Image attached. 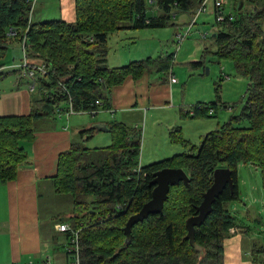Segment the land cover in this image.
<instances>
[{
	"label": "trees",
	"instance_id": "16d2710c",
	"mask_svg": "<svg viewBox=\"0 0 264 264\" xmlns=\"http://www.w3.org/2000/svg\"><path fill=\"white\" fill-rule=\"evenodd\" d=\"M154 1L159 14L149 13L148 0H76V21H33L28 27L30 7L25 0H0V78L6 75L1 60L12 39L18 42L26 39L28 61L33 66L43 65L47 72L34 82L43 93L38 109L30 115L0 116V182L15 179L18 169L27 163L29 155L21 142L34 138L36 120L58 116V109H67L69 102L78 112L93 108L97 99L106 97L102 88L112 86L111 79L122 82L131 71L129 66L112 71L107 65L105 43L112 32L122 28H164L171 25L174 11L195 15L202 3L200 0ZM240 1L244 2V7L238 10ZM240 1L233 8L234 21L217 22L220 29L215 40L219 58H230L237 71L250 79L242 111L208 133L198 147L193 144L184 154L149 165L140 163V132L131 128L123 129V132L115 129L112 147L99 151L100 155H106V160L99 159L103 164L82 166V171H78L73 180L78 187L69 189L79 205L85 204L80 200L81 195H95L104 203L99 217L89 222L88 227L71 222L79 231L80 264L223 263V239L233 222L226 204L239 198L238 186L235 192L227 187L214 203L213 213L197 228L196 243L204 247L202 252L186 239V223L187 218L196 213L203 193L212 185L216 168L230 167L236 183L242 162L253 163L264 173V0H247L246 4V0ZM11 28L17 31L14 37L8 35ZM237 39L241 43L239 49L234 47ZM96 46L101 51H95ZM201 65V61H196L192 66ZM117 70L121 74L114 76ZM17 72L21 74L20 70ZM104 107L111 108L107 103ZM199 107L197 114L205 112L209 115L211 107ZM127 134L133 138H126ZM75 151L81 157L89 149L76 144L70 151L62 153L60 172L52 182L58 193L65 192L60 190L61 184L68 188L70 177L76 176L67 171L70 165L67 163L76 158ZM170 167L189 172L191 184L172 187L164 212L151 215L133 227L132 243L125 245L124 240L118 247L106 246L109 241L105 238L113 234L114 225L124 219L128 222L130 215L139 212L152 198L154 173ZM124 227L118 230L121 238ZM136 227L139 229L134 232ZM65 234L68 239L72 237L70 232ZM67 254L73 264L74 255L69 251Z\"/></svg>",
	"mask_w": 264,
	"mask_h": 264
},
{
	"label": "crops",
	"instance_id": "0c3cea01",
	"mask_svg": "<svg viewBox=\"0 0 264 264\" xmlns=\"http://www.w3.org/2000/svg\"><path fill=\"white\" fill-rule=\"evenodd\" d=\"M224 1L230 10L233 11L234 6L232 4L234 0L231 3ZM153 6H156L154 0ZM211 13H215L214 3L208 11V15ZM35 19L34 21L39 22L59 19L74 22L77 20L76 0H38ZM212 28H216V30L211 41L204 45V52L200 60L203 64L201 68H206L207 64L203 63V60L208 57L209 53L215 57L214 61H217L219 49L214 34L220 27L216 22L212 24ZM144 29L150 31V36L153 35L158 40V44L162 45L166 39L168 40V31L155 32L150 30L151 27ZM139 35V29L122 28L114 31L108 37L109 50L114 40L122 46H136ZM112 37L114 40H112ZM19 43L21 45V42ZM105 47L108 49L107 42ZM138 55L142 56L135 58ZM173 55L171 52H167L166 55L147 57L145 53L138 51L137 54L131 55L124 61L113 65L110 64L109 66L107 54V65L112 71L127 66H129L131 71L124 76L122 82H114L111 79L112 86L108 89L102 88L106 99H102L103 104L98 106L99 112L102 113L99 118H94L95 114L78 113L70 114L71 116L69 115L68 119L65 120V112H62L60 114L62 118L58 115L54 118L40 117L36 120L34 138L21 142V146L29 155L27 163L18 169V175L15 179L3 183L0 182V264H8L10 262L29 264L30 261L36 264H47L46 260H49L50 264H72L71 258L67 254L69 239L65 232L60 230L61 225L59 226V223L71 225L70 218L73 215L68 208L69 206H62V213H59V211L48 212L42 206V198L45 192L48 194L52 193V196L55 197L60 196L53 189L54 183H52L60 172V156L62 153L70 151L76 144L86 146L87 141L102 132H113L112 144L101 146L100 149L104 150L112 147L115 129L121 132L127 128L136 129L140 132L142 142L143 128L141 127V119L143 110L145 112L147 108H149V111L150 109L168 110V106L173 105L172 98L175 95L173 89L179 84V80L173 82L171 79L175 75L172 71ZM164 57H168L166 61L163 60ZM225 58L227 59V57ZM229 60L231 59L229 58ZM194 62H191V64L193 65ZM234 67L236 69V75H234L236 80L240 78L247 79V82H245L246 91L243 87L241 89L243 98H246L250 79L237 71L235 63ZM153 71L157 74L156 78L151 76ZM17 74L21 80L19 79L12 86L10 92L0 96L1 117L30 115L39 108L42 102L43 93L39 86L35 85L32 88L35 84L32 80L26 85V83L22 82L26 77H23L18 72ZM119 74H121L119 70L114 72V76ZM163 75L165 76L164 78L162 77ZM209 82L211 85L213 84L212 81ZM216 84L217 82L215 83V89L217 90L218 86L216 87ZM185 90V87L180 89L183 94ZM33 92L37 96L33 95ZM245 92L246 94L244 95ZM211 98L209 100L210 103L207 100H199L196 103H205L206 108L211 107L214 112H210L211 108L209 109V115H206L205 112H198L197 114L195 111V117L210 118L217 115L216 112L221 106H225L227 109L234 107L229 102H226L228 98H225L224 101L222 98L221 101H219V98L217 100V96L214 101H211L213 100ZM182 102L183 99L178 100V103ZM104 103L109 104L111 108H105ZM243 104L245 105V102ZM179 109L180 118H187V113L194 111L192 109L189 111L184 109L183 105ZM173 110H175L176 118H179L176 109L172 108ZM107 111H110L111 114ZM190 114L193 116L194 113ZM98 123L103 125L99 130L95 126ZM179 123V119L173 120V122L169 123L168 130L177 128L176 126ZM222 125L218 123L213 130L218 129ZM105 126L109 128L108 131L103 129ZM180 130L181 128L178 129V131ZM213 130L211 129L202 134L200 143ZM170 134L174 138L178 136V139L181 140L179 144L183 145L184 151L171 154L169 157L160 160L184 154V152L190 151V147L193 145L191 140L184 138V136L176 135L174 132L171 133V131ZM127 137L133 138L130 134H127ZM194 146L196 145L194 144ZM88 149L92 152L89 151L87 153L100 155L98 147ZM152 163L155 162L149 164ZM149 164L141 163V165ZM237 175L236 186H238L239 198L226 204V209L233 222L226 230L227 232L223 239L222 264H264V173L257 165L242 162L238 167ZM252 176L255 177V181H250L249 178ZM52 206L53 202H49L46 209Z\"/></svg>",
	"mask_w": 264,
	"mask_h": 264
},
{
	"label": "rangeland",
	"instance_id": "374dc122",
	"mask_svg": "<svg viewBox=\"0 0 264 264\" xmlns=\"http://www.w3.org/2000/svg\"><path fill=\"white\" fill-rule=\"evenodd\" d=\"M226 1L227 3L232 2V0ZM237 1L239 2L240 0H234V3L232 5L234 6L236 3H238ZM148 3L149 13H160V10H158L156 6H153V0H148ZM213 3L214 0H206L205 6H202L203 8H206V12L201 13L194 20V13L174 11L173 16L170 20V26L164 27V29L151 28L150 30L155 32H169L168 36L166 34L168 40L166 39L164 44L162 45L158 44V40L154 38L153 35L150 36L149 30L145 29H139L140 35L137 37L136 46H122L119 43H116V41L112 37V40H114V42L109 50V40H107L109 66L110 64L113 65L124 61V59L130 57L131 55L137 54L138 51L141 53H145L147 57L159 56L161 54L166 55L167 52H171L172 54H174L172 71L175 73L176 78L179 80V84H177L173 89V92L175 93L174 97L172 98L173 105L168 106V110L150 109L149 111V108H147L146 112L144 110L142 112L141 127L143 128V138L141 142L142 152L140 155L142 164L156 162V160L169 157L171 154L184 151L183 145L179 144L181 140L178 139V136L177 138H174L170 134V131L171 133L174 132L176 135H181L186 139H190L193 144L198 146L200 144V138L202 134L210 131L211 129L213 130V128L215 129L218 123L222 125L223 123H225V121H229L233 115H238V113H240V111L244 107L243 103L246 101V98H243L244 96H242L243 94L241 93V89L242 87L244 88V90L246 89L247 86L245 82H247V79L240 78L236 80L234 76L236 75L234 62L229 60V58H219L218 56L217 61L215 62V57L211 53H209L208 57L203 60V63L207 64L206 68H201L202 66H199V68L193 67L191 64V62L197 60L200 61L202 59L204 45L211 41L213 33L216 30V28H212V24H215L217 22L215 13H211L210 15H208V11L211 9V6H213ZM246 3L247 0L245 4ZM35 7L37 8V6ZM225 10L229 11V7L227 5ZM35 14L36 11L34 9L32 15L33 21L36 20ZM192 22H194V26L191 30H189V26ZM179 32L185 37L181 43H179L177 37ZM237 36H240L242 38L241 34H238ZM234 43V47L239 49L241 46L240 40L237 39L234 41ZM21 46L22 45H20V43L14 39L9 41L8 49L1 60V63L5 65L3 72L6 73V75L0 79V96H2L4 93L10 92L12 90V86L20 79V76L17 74V70L21 69V65L23 64L25 59ZM95 51H101L100 47L96 46ZM141 56L142 55H138L135 56V58ZM167 58L168 57H164L163 60L166 61ZM151 76L152 78H156V72L153 71ZM162 77L164 78L165 76L163 75ZM209 81H212L213 84L211 85ZM22 82L26 83L27 85L31 82V80L29 78H25L22 80ZM216 82L218 91L215 89ZM183 87H185L186 89L184 91V94L180 91V89H182ZM218 94L221 96L223 101L225 98H228V101L226 102H229L234 107H232V109H227L225 106H221L216 112L217 115L210 118H200L198 116L195 117L192 116L190 112L187 113V118H180L179 108L181 105H183L184 109L188 111L191 109L195 111L196 109L200 110L201 108L199 106H207L205 105V103L196 102H198L199 100H207V102L210 103L209 100L211 97V99H213L211 101H214L216 96L218 100ZM245 94L246 92L244 93V95ZM33 95L36 94L33 92ZM179 99H183V102L178 103ZM172 108L176 109L179 118H176V114L174 112L175 110L172 111ZM107 112L111 114L110 111ZM100 114L102 113L98 112V114L94 115L93 117L99 118ZM114 114H116V112H114ZM61 116L62 115H59L60 118H62ZM64 116L65 120H67L69 114L65 112ZM176 119H179V125L176 126L177 128L174 127L175 129H169V131V123L173 122V120ZM179 128H181L180 131H178ZM112 134L113 132H102L101 134H97L89 141H87L85 145L88 148L92 149L96 147L100 149L101 146L110 145L112 144ZM74 156L76 158H73L67 163V165L70 164L67 171H69L70 173L73 172L74 175H76L78 171H82V166L91 167L95 164H103V162L99 161V159L103 160L105 158L106 160V155L104 154L93 155L83 152L80 157V153H77L75 151ZM108 158L111 160L109 156ZM76 178L77 175L73 178L70 177L72 181ZM249 179L250 181H255L254 176L250 177ZM71 180L68 188L65 185L63 186L61 184L60 190L64 189L65 192L59 193V197L52 196V193H44L42 198L43 209L48 212L59 211V213H62V206L67 205L69 206L68 208L73 215L71 216V218L73 219L71 221L72 224L88 227L87 224L89 222L91 223L99 217L98 214L101 212L100 207L104 203L101 202L102 198L96 197L95 195H81L79 196L80 200H83L85 204L79 205L74 198L75 196H73L69 191L70 188L78 187V184L77 182H72ZM53 189L57 191L56 187H54ZM175 191L179 192L178 189H175ZM49 202H53V206L46 209L47 203ZM126 222L127 219H124L122 222L118 221V223L114 225L116 229L113 230V234H109L105 238L109 241L108 243H106V246L113 244L118 247V245L123 243V241L125 240L124 233L122 231L123 238H121L118 230H120L122 226L124 227ZM60 225L61 224L59 223V226ZM138 229L139 227L134 228V232L138 231Z\"/></svg>",
	"mask_w": 264,
	"mask_h": 264
},
{
	"label": "water",
	"instance_id": "95a60500",
	"mask_svg": "<svg viewBox=\"0 0 264 264\" xmlns=\"http://www.w3.org/2000/svg\"><path fill=\"white\" fill-rule=\"evenodd\" d=\"M244 2L240 1L238 4V10H241ZM264 29V28H263ZM216 35V34H214ZM209 70V68H208ZM98 130L103 125H95ZM105 130H109L107 126L103 127ZM214 179L212 185L203 193V199L200 205L197 207L196 213L187 218V236L192 247H195L198 251L204 250L203 246L196 243V231L200 228L208 219V217L214 211V203L229 187L232 192H235L236 182L233 175V170L230 167H218L213 173ZM151 181L152 198L145 202L143 208L132 215H130L126 226L124 227V234L126 236L125 245L132 243L133 235L132 230L135 225L141 222H145L151 215H158L163 213L165 209V203L171 193V188L174 186H180L186 184L189 186L192 181V177L184 168L170 167L157 170L153 175Z\"/></svg>",
	"mask_w": 264,
	"mask_h": 264
},
{
	"label": "built area",
	"instance_id": "2783aa9c",
	"mask_svg": "<svg viewBox=\"0 0 264 264\" xmlns=\"http://www.w3.org/2000/svg\"><path fill=\"white\" fill-rule=\"evenodd\" d=\"M26 3L29 4V23L31 24L32 23V15H33V12H34V9L36 11V7L37 4H38V0H25ZM206 1V0H205ZM205 1L202 2V4L200 5L198 11L195 13L194 17H193V20L198 16L200 15L201 13L203 12H206V8H203L202 6L204 5L205 6ZM226 2L224 0H214V7H215V15H216V21L217 22H231V21H234V17H235V13L230 10L229 8V11H226ZM30 24H28V27L30 26ZM194 26V22H192L189 26V30L192 29V27ZM9 36H16L17 35V31L16 30H13V28L10 29V32L8 33ZM178 41L179 43H181L183 40H184V36L179 32L178 35ZM21 45H22V51H23V55L25 57L24 59V62L23 64L21 65V75L23 77H26V78H29L30 80L34 81L36 83V80L38 79V77L41 75H45L47 72L45 71V67L43 65H38V66H33L31 65V63L28 61V58H27V55H26V39L21 42ZM4 69V67L2 68ZM42 73V74H41ZM39 75V76H38ZM172 81L173 82H177L178 79H176L175 75L172 76ZM35 87V84L32 88ZM102 101L101 100H98L93 104V108L91 109H88V110H82V111H75L74 110V107H73V104L71 102H69L68 104V108L67 109H61L59 108L58 109V115H60L62 112H67L69 115L70 114H78V113H88V114H98L99 112V108L98 106L102 105ZM210 112H214V109L211 108L210 109ZM190 113H194L193 116L195 115V110L194 111H190ZM60 230L63 231V232H70L72 234V237L69 239V243L67 245V251L71 252L74 256H73V261L74 263L73 264H80V257H79V254H80V241H79V231L78 230H75V228L70 225V224H67V223H62L61 226H60ZM47 264H50V261L49 260H46ZM8 264H15L14 262H10ZM29 264H36L35 262L33 261H30Z\"/></svg>",
	"mask_w": 264,
	"mask_h": 264
},
{
	"label": "clouds",
	"instance_id": "9594fccd",
	"mask_svg": "<svg viewBox=\"0 0 264 264\" xmlns=\"http://www.w3.org/2000/svg\"><path fill=\"white\" fill-rule=\"evenodd\" d=\"M202 4V3H201ZM198 11V10H197Z\"/></svg>",
	"mask_w": 264,
	"mask_h": 264
}]
</instances>
